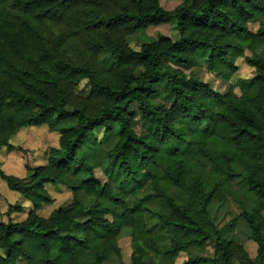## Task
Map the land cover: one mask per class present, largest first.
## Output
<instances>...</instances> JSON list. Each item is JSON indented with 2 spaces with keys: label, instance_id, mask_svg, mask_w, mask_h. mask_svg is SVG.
I'll return each mask as SVG.
<instances>
[{
  "label": "trees",
  "instance_id": "1",
  "mask_svg": "<svg viewBox=\"0 0 264 264\" xmlns=\"http://www.w3.org/2000/svg\"><path fill=\"white\" fill-rule=\"evenodd\" d=\"M162 24L175 40L128 45ZM238 59L252 77H235ZM201 65L225 94L187 73ZM40 126L58 135L46 164H26L24 179L0 169L31 205L0 223V264H124L123 230L130 264H264V0H0V149ZM58 184L72 200L40 216ZM238 222L253 259L225 238Z\"/></svg>",
  "mask_w": 264,
  "mask_h": 264
},
{
  "label": "rangeland",
  "instance_id": "2",
  "mask_svg": "<svg viewBox=\"0 0 264 264\" xmlns=\"http://www.w3.org/2000/svg\"><path fill=\"white\" fill-rule=\"evenodd\" d=\"M181 0H160V5L165 10H171L175 8ZM249 29L254 32L258 29L257 22H251ZM157 35H163L173 40L177 37V30L175 25L162 24L158 26H151L147 29L139 30L136 34L129 37L127 40L128 45L133 50H138L143 43H148L156 39ZM100 64L104 68H109L113 63L107 56L100 58ZM238 71L235 77L238 78H250L252 77L251 69L246 66L242 59L237 60ZM193 72L195 77L208 84L215 91L220 94H225L228 88V83L219 79L215 74L210 73L205 65L193 68L187 73ZM88 93V86L85 82H82L78 89L77 94L80 96H86ZM236 93L238 91L236 90ZM72 123L68 121L62 123L58 127H67ZM13 150H7L6 148L0 149V169L9 175L16 176L20 179H24L27 176L25 165L30 167H37L46 164L47 153L50 148L58 146V135L55 131L49 130L47 126L40 127H26L16 132L9 141ZM111 143H105L106 147H109ZM95 176L104 182L102 174L96 170ZM46 190L51 195L53 202L51 205L43 206L38 214L42 217H47L51 211L58 207L69 203L72 200V194L70 191L60 184L52 186L47 185ZM83 202L89 200L85 197H81ZM131 202L130 198H127V203ZM10 206H18L22 209V212L13 213L10 216L7 215V210ZM31 210L30 203L25 200L20 194L10 191L5 182L0 179V223L7 222L11 219L14 222H20L25 219L27 213ZM238 214V210L234 206L226 211V213L219 212L216 215V223L219 227L227 224L233 217ZM225 238L229 241L237 242L241 244L248 256L253 259L256 255V245L248 239L247 229L245 226L238 222L232 231L225 232ZM118 245L121 250L122 261L124 264H130V238L128 230H123L118 238ZM209 253L212 252L211 246L207 247ZM186 259L184 254H180L174 264H181ZM19 264H25L19 262Z\"/></svg>",
  "mask_w": 264,
  "mask_h": 264
}]
</instances>
